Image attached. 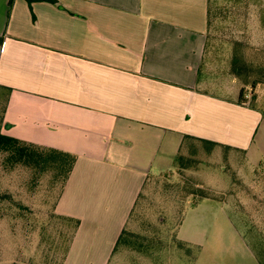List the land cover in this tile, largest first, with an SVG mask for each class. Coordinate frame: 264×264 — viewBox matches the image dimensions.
I'll use <instances>...</instances> for the list:
<instances>
[{"label": "crops", "instance_id": "0c3cea01", "mask_svg": "<svg viewBox=\"0 0 264 264\" xmlns=\"http://www.w3.org/2000/svg\"><path fill=\"white\" fill-rule=\"evenodd\" d=\"M9 2L0 0L3 133L77 156L55 208L80 222L64 264H111L147 181L172 175L195 190L193 206L215 204L201 205L210 215L197 217V237L227 219L245 242L238 252L264 264V233L224 190L241 173L213 171L221 152L264 171L263 96L240 104V91L203 88L211 0ZM201 239H181L193 261L208 251ZM231 252L215 235L212 256Z\"/></svg>", "mask_w": 264, "mask_h": 264}, {"label": "rangeland", "instance_id": "374dc122", "mask_svg": "<svg viewBox=\"0 0 264 264\" xmlns=\"http://www.w3.org/2000/svg\"><path fill=\"white\" fill-rule=\"evenodd\" d=\"M210 8L203 88L231 97L238 95L247 81L245 93L250 96L247 100L252 101L256 92V96H263V104L264 40L258 35L264 36V0H211ZM235 71L240 77L235 76ZM4 105L5 93L0 91V117ZM4 157L0 154V193L9 198L0 206V264H63L70 249L73 223L53 216L61 178L53 179L58 174L56 170L39 176L20 165L12 169L4 164ZM217 159L212 167L216 176L232 180L235 173H241L238 184L224 190L235 192L264 233V172L250 167L239 169L244 163L239 164L240 159L231 162L227 152H221ZM173 177L169 178V183L159 181L145 189L130 225L132 235H126L111 264H259L238 252L245 242L227 219L224 223L220 221V228L214 232L208 223H203L202 237H197V217L210 215L202 210L199 214L201 205L203 208L215 204L208 201L193 206L195 195L187 196L177 183L179 179ZM197 181L204 182L199 178ZM253 199L259 207L253 206ZM230 201L238 202L232 198ZM254 208L258 209L255 213ZM220 213L221 219L224 214ZM184 215L186 221L181 227ZM227 216L235 218L237 215L229 213ZM215 235L219 247L225 245L232 251L224 260L212 256ZM185 237L202 238L206 242L208 251L198 262L188 256L181 242Z\"/></svg>", "mask_w": 264, "mask_h": 264}, {"label": "trees", "instance_id": "16d2710c", "mask_svg": "<svg viewBox=\"0 0 264 264\" xmlns=\"http://www.w3.org/2000/svg\"><path fill=\"white\" fill-rule=\"evenodd\" d=\"M29 2V4H32L33 0H27ZM14 0H10L9 2V6L10 8L13 6ZM236 70V69H235ZM235 76L236 77H240V73L238 71H235ZM249 85V82L244 81V86L241 88L240 90V95H239V99L238 102L240 104H245L247 102H249L247 100V98H245L246 95V86ZM255 83L253 84V88H255ZM253 98V97H252ZM251 98V99H252ZM3 128H4V120H3V113L0 117V154H3L4 157V164L5 165H10V167L13 169L16 166L20 165L24 168L27 169H31L34 171L35 174L37 175H42L44 173H48L49 171H53L56 170L57 171V175H55L53 177V179H60L61 178V182H62V186H61V191L60 194L56 200V203L54 204V208H53V216H55L58 219H62L66 222L69 223H73L72 225V237H71V241H70V245L74 239V235L77 231V228L79 227L80 222L78 220L75 219H71V218H67V217H63L58 215L55 212V208H56V204L65 188V185L73 171L75 162L77 160V156L69 153V152H65V151H61V150H57L54 148H49V147H45V146H40V145H35L32 143H27L25 141H22L20 139L11 137L9 135H6L3 133ZM264 172V171H263ZM159 181H171L168 177H157L155 179H150L149 181H147V183L145 184V187L143 189V192L141 193V195L139 196V199L137 200V203L135 205V208L133 210V212L131 213L130 219L127 223V226L125 227V229L123 230L115 248L113 251V254H116V252L118 251V249L120 248V246L122 244H124L125 242V238L126 235H132V232H130V225L132 224L134 215L136 213V207L138 205V203L140 202V198L141 196L144 194L145 189L148 187L150 188L152 185H154L155 183L159 182ZM169 183V182H168ZM177 183L181 186V191L183 190V192L187 195V196H191V195H196L197 193H195V190H192L189 186H186L180 179L177 181ZM211 195L210 192L204 191L202 193H200L198 196H200L201 198H209V196ZM8 195L7 194H3L0 193V206L2 203H4L6 200H8ZM20 217H23L22 214ZM128 235V236H129ZM183 246L185 248H187V245L184 244L182 242ZM69 249V248H68ZM190 252V250H189ZM67 254V253H66ZM65 258L66 255L64 257L63 260V264L65 262Z\"/></svg>", "mask_w": 264, "mask_h": 264}]
</instances>
